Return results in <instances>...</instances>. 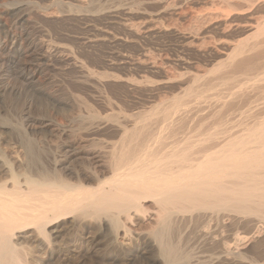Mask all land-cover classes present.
Returning a JSON list of instances; mask_svg holds the SVG:
<instances>
[{"label":"bare ground","instance_id":"bare-ground-1","mask_svg":"<svg viewBox=\"0 0 264 264\" xmlns=\"http://www.w3.org/2000/svg\"><path fill=\"white\" fill-rule=\"evenodd\" d=\"M102 1L64 6L81 12ZM190 3L205 8L187 15L186 27L159 22ZM130 5L145 17L139 30L149 33L160 23L179 39L180 54L146 66L157 80H124L82 71V64L76 79L85 85L96 79L94 88H101L110 77L151 91L177 84L182 92L167 106L131 115L130 128L108 115L82 137L54 130L64 139L62 154L47 165L0 150V264H264V0ZM63 10L48 15L62 18ZM26 14L14 15V25L24 24ZM1 28L0 55L38 52L46 67L71 61L60 43L35 42L25 27ZM10 53L0 64L16 57ZM187 55L207 59L208 68ZM41 71L26 64L16 76L32 85ZM94 104L88 109L97 121ZM104 126L114 131H98Z\"/></svg>","mask_w":264,"mask_h":264},{"label":"rangeland","instance_id":"rangeland-1","mask_svg":"<svg viewBox=\"0 0 264 264\" xmlns=\"http://www.w3.org/2000/svg\"><path fill=\"white\" fill-rule=\"evenodd\" d=\"M70 1L72 0H0V21L5 26V29L0 27L2 30H7L9 27L23 30L25 27L26 31H30L29 34L35 42L44 40L46 43H60L59 45H64L68 49L67 51L64 47L66 55L72 54V56L69 55L71 61L55 60L49 64V67H46L39 60L38 52L22 53L19 56L15 55L16 57L13 55L14 53H10V51H14L13 49H6L1 53L2 57L8 53L13 58L15 57V60L0 64V131H3L0 134V150L10 157L15 156L27 162L35 160L39 161L38 164L47 165L54 154H62V151L58 150V146L64 139L54 130H63L72 133L74 137H82L84 131L89 127L96 126L98 122L100 124V121L104 122L103 118L108 115H115V117L117 115L116 119L124 120L127 123V128H130L133 121L130 118L131 115L148 111L154 106L157 108L167 106L172 101L173 95L182 92L177 84H171L168 88L159 87L151 91L150 88L144 86L130 88L122 81L109 80L110 77L104 79L106 83L101 87L104 88L101 91L102 89L98 86L94 88L96 79L92 77H96L93 75L90 76L92 79L90 78L89 83L94 80L91 84L87 82L85 85L79 82L80 79H76L80 74L77 72L80 70L78 65L82 64V71L86 70L85 66L92 72L108 73L109 76L116 75L124 80L133 78V80L144 82L147 80V76L149 79L157 80V75L150 74L146 66L155 60L158 62L159 57L172 58L181 52L179 39L174 37L172 32L162 31L161 24L177 28L186 27L189 25V16L187 15L194 9H204L205 6L200 7L201 5L190 3L182 9L186 12L180 10L181 14L172 10L162 14L159 19L161 24L156 23L158 28L153 26L155 29L145 33L141 29V31L139 30V25L145 17L143 18V15L138 12L140 8L130 5L133 0H103L100 4L96 3L98 6L94 4L97 7L93 5L94 8L92 6L88 11L80 12L78 10L75 12V10L76 14L69 11L71 7L64 6ZM60 4H63L62 9ZM63 9L66 12L61 14L62 18L57 16V19L55 15H53L54 17L48 15L50 12L54 11L55 14ZM130 9L134 10L128 16L126 12ZM20 12L25 14L27 12L26 18L28 19L24 24L22 22L24 27L22 24L14 25V18ZM56 14H60V12ZM186 16L187 18H185ZM127 24L133 25L132 30L135 28V31H140L141 36H131L125 27ZM191 58H194V62L198 66L201 65L200 69L208 68L205 61L207 59L195 55ZM41 62L42 64H40ZM72 62L75 63L72 64ZM23 64L33 68L42 67V71L34 80L38 83L33 82L31 85L16 76V73L24 66ZM70 64L74 67L77 66L74 68ZM72 75L74 76L72 77ZM93 100L96 103L94 108L100 115L97 121L96 118L93 119L90 116V109H88ZM153 111L157 112L156 107L152 113ZM123 116L127 118L124 119ZM104 127V130L98 131H114L113 128ZM191 130L189 129V131ZM117 137L110 139L116 140ZM105 140L109 139L105 138ZM120 239L122 241L124 239L126 244L129 242L125 245L126 247L130 246L128 238L122 239L121 237ZM87 262L86 259L80 264H88Z\"/></svg>","mask_w":264,"mask_h":264}]
</instances>
